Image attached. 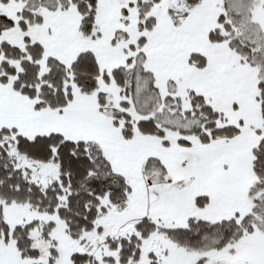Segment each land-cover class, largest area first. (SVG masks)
Returning <instances> with one entry per match:
<instances>
[{"label": "snow or ice", "instance_id": "6c2138e0", "mask_svg": "<svg viewBox=\"0 0 264 264\" xmlns=\"http://www.w3.org/2000/svg\"><path fill=\"white\" fill-rule=\"evenodd\" d=\"M0 264H264V0H0Z\"/></svg>", "mask_w": 264, "mask_h": 264}]
</instances>
